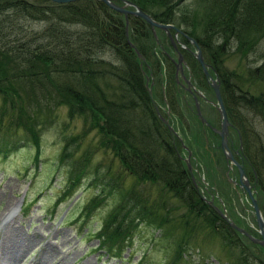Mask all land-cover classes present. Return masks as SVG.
<instances>
[{
    "label": "trees",
    "instance_id": "trees-1",
    "mask_svg": "<svg viewBox=\"0 0 264 264\" xmlns=\"http://www.w3.org/2000/svg\"><path fill=\"white\" fill-rule=\"evenodd\" d=\"M129 1L158 22L181 27L217 72L264 221L263 136L254 122L244 116L236 120L233 114L247 111L264 122V70L255 63L262 58L256 55L258 47H264V0ZM159 38L170 52L163 33ZM180 38L188 46L184 35ZM127 40L142 55L141 66ZM159 47L141 18L128 15L125 26L123 15L102 1L0 0V147L24 143L34 164L40 163L42 131L57 125V164L65 171L53 207L87 179L84 187L96 192L83 205V217L103 205L105 197L115 196L94 232L97 250L106 255L130 248L141 229L148 228L157 231L152 240L165 242L166 264L187 262L184 256L191 253L197 264H207L212 256L217 264H264V247L231 228L203 201L180 157V141L156 113L144 87V63L155 78L157 103L158 70L168 61ZM227 58H235L231 69L225 67ZM186 60L207 87L195 59L187 53ZM61 107L62 121L56 115ZM75 119L79 130L67 132ZM212 247L226 258L213 255Z\"/></svg>",
    "mask_w": 264,
    "mask_h": 264
},
{
    "label": "rangeland",
    "instance_id": "rangeland-1",
    "mask_svg": "<svg viewBox=\"0 0 264 264\" xmlns=\"http://www.w3.org/2000/svg\"><path fill=\"white\" fill-rule=\"evenodd\" d=\"M184 1L189 2V0ZM177 28L182 32L181 27ZM160 33L161 31H158L157 36L160 37ZM180 35V33L176 35V39L182 42ZM158 44L161 47L160 43ZM188 46L192 51L194 50V45L191 42H188ZM257 54H261L262 58H259V61L255 63L261 65L264 70V47H258ZM164 63L169 65L172 74L173 65L171 67L168 62ZM224 63L225 67L231 69L234 67L235 58H227ZM212 78L214 77L212 76ZM205 95L210 101L213 100L211 93L207 92ZM186 98L191 102L189 96ZM229 100L232 103L235 102V98ZM200 102L202 116L212 125H216L219 121L216 109L203 99ZM154 104L160 109L158 112L162 115V98L157 103L154 100ZM182 107L181 113L184 119L181 125L175 115L173 116L172 113H168V115L174 121L173 125L177 135L181 138V141L178 140L186 148L194 151V154L192 153L194 158L191 160L194 161L195 169L199 173L200 183H197V186H200L201 194L204 195L206 190L205 192L211 195L210 189L213 191L214 188L217 193L214 190L213 195L221 196L219 197L223 200L226 213L228 212L229 215L232 214V217L240 219L243 224L239 226L246 229L250 228L256 235L255 221L246 194L238 185L233 186L226 178V173H228L231 178L236 180L235 168L222 159L219 150L210 151L207 144L203 142V136L200 135V122L194 115L186 113ZM64 111L65 109L61 107L56 112V115L59 114L58 120H63ZM239 111L237 109L233 112L234 117L244 116L249 122H254L258 132L263 136L264 143V122L260 117H255L247 111H245L246 113ZM79 128L80 120L75 119L67 132H76ZM205 135H209L208 129H206ZM91 137L93 138L92 134L87 136V138ZM232 138L236 144L233 134ZM60 140L57 125L46 127L42 131L40 163L36 164L32 161L28 146H25L24 143L14 149L0 147V225L7 222L16 229L18 228L20 240L18 247L23 249L20 252V258L13 264H166L165 242L162 239L157 242L152 240L151 236L157 234V231L151 233V229L148 228L141 229L130 248H124L117 256H109L104 251L97 250L94 232L98 228L101 218L116 198L115 196L105 197L103 205L95 209L88 217H83L81 214L83 205L96 192L93 186L84 187L88 179L68 200L53 207L54 197L60 189L59 181L65 171L64 167L57 164ZM213 144L214 146L218 145V139L215 136ZM182 148L184 151L180 155L186 158L187 150L183 146ZM100 157L101 154L98 153L95 158L99 159ZM129 180L125 181L124 186L128 185ZM202 180L206 184L203 185ZM22 198L24 199L22 200ZM2 235L3 232L0 231V245ZM208 250L213 255L217 254L221 258H226L218 247H212ZM184 257L188 260L182 264H197L196 254L191 253L188 257L186 255ZM184 257L182 256L183 259ZM214 257H209L206 261L207 264H217ZM1 263L2 261H0Z\"/></svg>",
    "mask_w": 264,
    "mask_h": 264
},
{
    "label": "flooded vegetation",
    "instance_id": "flooded-vegetation-1",
    "mask_svg": "<svg viewBox=\"0 0 264 264\" xmlns=\"http://www.w3.org/2000/svg\"><path fill=\"white\" fill-rule=\"evenodd\" d=\"M182 42H183V40H182ZM182 42H179V40L176 39V36L174 37V43L176 45V49L181 54V57H182L181 70L180 71H178L176 69V63H177L176 53L173 50V47L170 46V43H169L170 47H167L170 50V52H166L165 50H163L162 47H159L161 49V51L163 52V54L165 55V57L168 59L167 62L170 64V66L172 67V65H173V72H172L171 77H170V73H171L170 71L171 70L168 67L169 65H167L165 63H161V64H163V66H162V69L158 70L159 80H158L157 85L159 88V92L161 94V98L163 100V111H162L163 114H162V116L165 120L168 121V123L174 129H175V127L173 125L174 121H172V119H170L168 113H172L173 116L175 115L178 118L179 124L181 125L182 124L181 122L184 119V116L181 113V107L182 106H183L182 108H184V110H186V113H188L190 115H194L199 122H200V120L198 119L197 112L195 109L196 103L198 105L199 112H200L201 116H202V114H201V105H200L201 102L200 101L202 99L209 102L211 104L210 106L214 107L216 109V106L213 104V103H216V101H215L214 93H213V90L211 87V82H210L209 78L204 75L201 65L196 61L195 56H194L196 47H194V50L192 51L189 47H181L180 43H182ZM198 48L200 49V47H198ZM200 52H201V56H202L203 61L205 63V68L207 69L208 74L211 77L213 76L215 79V82L218 84V91H219L220 98H221V101H222V104L224 107L226 119L228 121V124L226 127L227 128V134H226L227 147H228L230 153L232 154L233 158L240 159L239 156L241 154H244L243 153V144H242V140H241L239 130L234 125L233 118L231 116L228 117L227 111L225 109L224 100H223L224 95H222V92H221L220 79L217 75V72L212 68L211 64L204 60L201 49H200ZM187 53L195 59L197 65L200 68L201 75H202L204 82L206 83L207 87L204 86L203 83H201L199 79H196L194 77V74H193L192 70L190 69V66L188 65V62L186 60ZM142 62H144V60H142ZM142 62H141V64H142ZM144 66L146 67L147 72H148L146 77L149 80V85H150L151 91H152L154 86L156 85L155 78H154V75L152 73L151 67L145 63H144ZM167 72L169 73L168 80H167V77L166 78L163 77V74L167 73ZM207 92L212 94V99H213L212 101H210L209 99L206 98L205 94ZM186 96L190 97L191 102L187 100ZM153 99H152V103L154 104ZM174 99H176V100L174 101ZM158 110L159 109L157 107V111ZM186 116H189V115L186 114ZM218 118H219V116H218ZM204 120L207 122L208 125L202 124L200 122V126H201L200 135L203 136V142H205V144H207V146L211 152L213 149H217V150H219V153L222 155L223 154L222 150L219 147L220 136L217 132V130L220 129V121H218V123L216 125H212L205 118H204ZM206 129L209 130V135H205ZM169 133H171V132L169 131ZM232 134L234 136V140L236 141V144H234V142H233ZM214 136L217 137V139H218V145L217 146H214V144H213L214 143ZM222 159L224 161H226L223 156H222ZM212 160H213V158H212ZM194 165H195V163H194ZM246 177L248 178L247 174H246ZM248 180H249V178H248ZM249 183H251V182L249 181Z\"/></svg>",
    "mask_w": 264,
    "mask_h": 264
},
{
    "label": "water",
    "instance_id": "water-1",
    "mask_svg": "<svg viewBox=\"0 0 264 264\" xmlns=\"http://www.w3.org/2000/svg\"><path fill=\"white\" fill-rule=\"evenodd\" d=\"M52 2H57V3H63V2H69V1H74V0H49ZM96 1H102L107 7H109L110 9L121 13L124 17L125 20V24L127 22V15H133L136 17L141 18L142 20H144L149 28L151 29V33L154 37V40L156 43H158V39L155 33V29H160L162 31H164L165 35L169 38L172 46H173V50L175 51L177 57V63H176V69L178 71L181 70V61H182V57L181 54L177 51L174 40H173V36L170 33V29L174 31V35L178 32H180V30L173 26L170 23H161L158 22L156 20H154L148 13H146L145 11L141 10L136 4H134L133 2L129 1V0H121V4H117L114 0H96ZM125 35H126V29H125ZM186 38L194 45V47H196L195 49V59L196 61L201 65L202 67V71L204 73L205 76H207L211 82V87L214 93V98L216 103H213L216 106V109L218 111L219 114V118H220V129L217 130L219 136H220V149L222 150V153L224 155V157L230 161L231 163H233L238 171V182L240 183V186L245 190L250 203H251V207H252V212H253V216H254V220L256 223V228H257V232L259 234V237H254L252 235H250L245 229H243L242 227L237 226L233 221H231L225 214V212L221 209H219L216 205L213 204V202L211 200H207V203L228 223V225L239 231L241 234L245 235L247 238H249L251 241H253L254 243H258L262 246H264V221L259 209V206L257 205L256 199L252 196V192L250 190V186L248 184V181L246 179V176L241 168V165L239 163H237V161L233 158L232 154L230 153L228 147H227V143H226V134H227V124L228 121L226 119V115H225V111H224V107L220 98V94L218 91V84L215 82V79L212 78L208 72L207 69L205 68V63L203 61V58L201 56V52L200 49L198 48L199 46L197 45L196 41L187 36ZM127 43L129 44L130 47H132L134 49V52L137 56L138 59H143L142 55L139 53V51L134 47V45L127 40ZM145 88L147 90V93L151 98V91L149 89V87H147V85L145 84ZM195 109L197 112V116L199 118V120L202 123H205L206 125L207 122H205V120L203 119V117L200 115L199 112V108L197 103L195 104ZM159 118L161 119V121L167 126L169 131H173L172 127L169 125V123L167 122V120H165L162 116L159 115ZM175 133V132H174ZM185 164H186V168L188 170V172L191 174V166L190 163L188 161V158H185Z\"/></svg>",
    "mask_w": 264,
    "mask_h": 264
},
{
    "label": "bare ground",
    "instance_id": "bare-ground-1",
    "mask_svg": "<svg viewBox=\"0 0 264 264\" xmlns=\"http://www.w3.org/2000/svg\"><path fill=\"white\" fill-rule=\"evenodd\" d=\"M3 216L2 219H4ZM0 231L3 232L0 245L1 264H13V262L18 261L21 254L20 252L23 250L21 247H18L20 246L18 244L20 242L18 228L16 229V227L12 226L10 223L5 222L0 225Z\"/></svg>",
    "mask_w": 264,
    "mask_h": 264
}]
</instances>
